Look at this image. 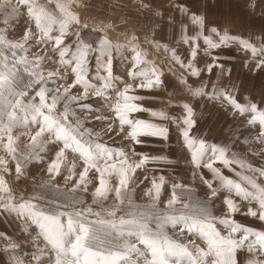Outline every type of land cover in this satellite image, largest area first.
Returning <instances> with one entry per match:
<instances>
[{
    "label": "snow or ice",
    "instance_id": "obj_1",
    "mask_svg": "<svg viewBox=\"0 0 264 264\" xmlns=\"http://www.w3.org/2000/svg\"><path fill=\"white\" fill-rule=\"evenodd\" d=\"M72 3L73 0H15V3L0 0L3 16L0 22L8 25L18 21L24 10L35 27V31L26 28L17 40L9 39L7 29L0 28V152L4 154L0 155V173L10 171V159L19 178L33 162L45 163L49 146L56 149L47 161L48 179L39 186L37 195L17 201L0 175V213L14 215L29 229L35 249L31 253L33 264H238L237 254L241 251L249 255L246 264H264V231L253 230L234 219L241 211L236 199L239 198L249 202L244 215L264 222V167H254L227 145L209 146L204 139L195 137L197 120L190 104H184V115L179 121L181 138L190 153L192 167L211 173V178L202 171L199 173V179L209 189L208 199L193 200L191 188L172 183L171 196L161 210L160 195L166 183L161 175L158 179L153 177L145 191L149 202H134L131 185L135 183L137 170L166 158L135 153L134 147L113 148L103 140V134L116 132L114 124L118 121L116 134L124 133L125 140L133 146L147 143L142 138L167 141L169 129L163 122H176L178 118L162 110L144 108L139 102L145 97L134 94L137 89L151 91L163 84L162 73L155 66H148L144 53L134 43L137 37L132 36L127 43H113L106 34L97 40H86L77 28L80 18L72 11ZM178 7L182 15L188 13L185 6ZM190 19L201 32L204 30L202 15L192 13ZM211 31L219 39L205 37L208 48L217 49L232 42L226 31L221 34L215 27ZM183 42L190 43V38L184 37ZM239 43L254 57L264 54V48L258 53L253 44L243 40ZM33 46L38 50L50 46V53L30 54ZM198 47L192 45L187 63L175 49L171 50V59L193 77L201 75L194 64ZM129 50L133 54L128 72L131 82L113 74L114 55ZM164 51H169L167 45ZM90 57L95 58V75L90 73ZM218 59L214 57L207 65L209 74L214 67L223 71ZM49 65L54 68L49 69ZM255 68H264V58L257 60ZM190 92L193 97L224 100L233 109V115L249 114L247 124L258 128L255 141L246 143L264 144V110L256 104L244 105L215 85L211 92L207 91V85ZM89 101L100 107L93 108ZM78 111L90 113L91 120L81 119ZM144 111H149L153 119L134 117ZM92 120L105 125L104 133L87 126ZM22 137L26 142L22 143ZM130 152L139 159L131 160ZM68 153L73 156L71 166ZM252 155L264 156V152ZM77 159L81 162L78 173ZM217 164L237 166L242 181L226 178ZM196 175L194 171L193 177ZM60 176H64L63 188L55 183ZM69 181H72L70 188ZM89 185H92L91 203L85 199ZM221 192L228 195L223 197L224 215L217 217L211 202ZM109 198L113 202L106 205ZM169 227H179L178 236L187 233L191 238L183 242L169 234ZM20 247L15 242L4 245L5 252L13 253L15 264H23L15 256Z\"/></svg>",
    "mask_w": 264,
    "mask_h": 264
},
{
    "label": "rangeland",
    "instance_id": "obj_2",
    "mask_svg": "<svg viewBox=\"0 0 264 264\" xmlns=\"http://www.w3.org/2000/svg\"><path fill=\"white\" fill-rule=\"evenodd\" d=\"M179 3L188 9L189 14L195 13L202 15L205 18V27L201 32L198 26L191 23L190 20L182 18L173 23L164 22L162 32L158 33L159 41L156 40V35L152 34L154 27V16L149 10L141 7L138 3L116 1V0H73L72 8L82 13V19L88 25L91 19L100 17L102 20H109L107 16H102L101 13L95 11L96 7H105L109 3H122L125 11H120L119 17L114 18L115 22L121 23L124 27L120 28L125 33H132V36L137 37L134 41L139 46L140 51L144 53V58L149 62V67L155 66L158 72L162 73L163 84L159 88H154L151 91L137 89L134 94L145 97L140 101L144 108L156 111H165L170 117L178 118L176 122L172 120L165 121L169 129V139L161 141L159 139H146L147 143L133 146L131 141L125 140L124 133L119 135L118 121L114 124L116 132L111 134H103V140L111 147L118 148L125 146L135 148V153H144L148 155H159L166 158L164 162H150L143 169H138L134 177L135 183L131 185L134 189L133 199L137 204H146L149 198L145 196V191L150 187L153 177L157 179L163 175L166 183L160 195L159 207L165 209V201L171 196V184L182 183L193 190V200H207L209 189L199 179V173L211 178V173L206 169L197 170L190 164V153L183 144L181 138V123L184 112V104H190L195 111L197 125L193 129V135L197 138L204 139L209 146L211 145H227L233 151H237L241 156L248 160L254 167H264V156L252 155V153L264 152V144L258 141L254 143H246V141H255L257 136L258 126H249L247 119L249 114L243 117L239 114L233 115V109L224 100H208L206 98L193 97L190 89L207 85V91L211 92L212 86L219 90L230 92L238 102L244 105L256 104L258 108L264 110V68L256 69L257 60L264 58V54L253 56L250 50H245L241 47L240 41H247L253 44L259 53L260 49L264 48V0H178ZM15 3V0H13ZM75 12V11H74ZM3 16L0 15V21ZM176 23V25H175ZM167 25H169L167 29ZM31 27L35 31L34 24L27 19L26 12L22 10L19 20H13L10 24L4 25L0 22V28L7 29L8 38L11 40L20 39L24 30ZM216 28L221 34L225 31L230 35L231 41L228 46H221L217 49H210L205 42V37L218 41L219 37L211 31ZM78 30L81 26H77ZM84 37L86 40H97L98 34L91 31ZM196 36L195 40L193 37ZM161 35V36H160ZM181 41L178 42V37ZM130 37V38H131ZM184 37L190 38V43H184ZM129 38V39H130ZM74 39L70 37V40ZM128 39V40H129ZM178 42V43H177ZM196 42L199 47L197 56L194 61L196 67L201 70L199 77H193L190 72L182 69L171 59V50L175 49L176 54L185 62L191 58L190 48ZM167 45L169 51H164V46ZM169 45V46H168ZM142 49V50H141ZM159 50V51H158ZM44 55L45 52L50 53V46L47 49H37L33 46L30 54L37 53ZM131 51H124L122 55H114L113 74L120 80L131 82L128 72L131 67ZM218 57V63L223 65V71L220 68L214 67L211 74L207 72V65L213 62V58ZM58 59V57H53ZM53 65H49V69H53ZM90 73L96 74V62L94 57H90ZM187 80L183 83L182 80ZM113 101L115 96L113 95ZM93 108H99L100 105L95 101H89ZM62 110V108L60 109ZM81 119L91 120V114L78 111ZM109 115V113H104ZM136 119L151 120L153 119L149 111L135 113ZM95 131L104 133L105 125L103 123L92 120L87 124ZM22 143L26 142L21 138ZM239 141L238 144L235 141ZM56 149L49 146V153L44 155L45 163L33 162L28 165L23 174L17 178L15 173V163L9 159L8 173H0L3 175L7 185L11 188L16 200L21 197L25 199L37 195L38 188L43 181L48 179L47 161L52 158ZM0 155H4L0 152ZM69 166L73 160L71 153H68ZM131 160H138L139 156L129 153ZM77 173L80 170V161L77 159ZM222 174L229 179L240 182L242 177L238 175L240 169L233 165L231 168L217 164ZM64 175H67V170L64 169ZM197 172L196 177H193V172ZM90 178L94 180L93 174L90 173ZM145 177L148 179L145 180ZM260 182V181H258ZM55 183H58L62 188L65 187L64 176L57 177ZM72 181L68 182L67 187H71ZM215 186V185H214ZM92 185H89V193L85 195L88 203H91ZM179 193V190H177ZM228 195L226 192H221L217 198H213L211 202L212 212L217 217H222L225 212L223 205V197ZM181 199H187L186 196H181ZM241 211L237 213L234 219L253 230L264 231V222L258 219L244 215L249 206L248 201L239 200ZM112 198L106 202V205H111ZM255 207V203L252 204ZM119 215V213H118ZM221 227L220 225H217ZM179 227L173 229L169 227L170 235L175 238L187 242L189 237L187 233L184 236H178ZM221 230L223 231L222 227ZM29 229L23 222L17 219L14 215L8 216L0 213V264H15L12 259L13 253L5 252L4 245L8 242H15L21 245L15 253V256L23 261V264H33L31 253L35 250L32 245V237L28 235ZM34 234V233H33ZM197 243H202L197 240ZM28 255H25V254ZM249 255L246 251H241L237 254L238 264H246Z\"/></svg>",
    "mask_w": 264,
    "mask_h": 264
},
{
    "label": "crops",
    "instance_id": "obj_3",
    "mask_svg": "<svg viewBox=\"0 0 264 264\" xmlns=\"http://www.w3.org/2000/svg\"><path fill=\"white\" fill-rule=\"evenodd\" d=\"M119 1V0H116ZM120 1H126V2H136L141 7L145 8L146 10H149L151 14L154 16V27L152 28L153 33L156 35V40L159 41L158 33L162 32L164 27V22L167 23H173L181 20L183 17L190 20L191 14L189 12L186 15H182L178 5H181L178 0H120ZM148 5V7H144V5ZM75 9V8H74ZM72 8V11H75L80 18V26L81 29L79 30L83 37L86 36L91 31L94 34H98L99 36L101 34H106L109 39L113 41V43L120 42V43H127L128 39L131 37L132 33H125L120 28L124 27L121 23L115 22L112 19L109 20H102L99 18L97 19H91L88 21V27L84 28L82 27L84 25V21L82 18V13L79 11H76ZM192 23V21H191ZM176 25V23H175ZM79 26V27H80ZM169 25H167L168 29ZM195 36L193 39L197 38L196 33H194ZM161 36V35H160ZM181 41V37H178V42ZM177 42V43H178ZM197 43L194 42L193 45H196ZM169 46V45H168ZM142 50V49H141ZM159 51V50H158ZM192 51V47L190 48V52ZM142 52V51H141ZM123 54V53H122ZM120 56V55H116Z\"/></svg>",
    "mask_w": 264,
    "mask_h": 264
},
{
    "label": "built area",
    "instance_id": "obj_4",
    "mask_svg": "<svg viewBox=\"0 0 264 264\" xmlns=\"http://www.w3.org/2000/svg\"><path fill=\"white\" fill-rule=\"evenodd\" d=\"M100 5V4H99ZM96 7V9H98V12L102 14V16H107L110 19H116L119 17L120 11H125V7L122 3H109V5L105 6V7H101L99 6Z\"/></svg>",
    "mask_w": 264,
    "mask_h": 264
},
{
    "label": "bare ground",
    "instance_id": "obj_5",
    "mask_svg": "<svg viewBox=\"0 0 264 264\" xmlns=\"http://www.w3.org/2000/svg\"><path fill=\"white\" fill-rule=\"evenodd\" d=\"M95 11H98V9H95Z\"/></svg>",
    "mask_w": 264,
    "mask_h": 264
}]
</instances>
